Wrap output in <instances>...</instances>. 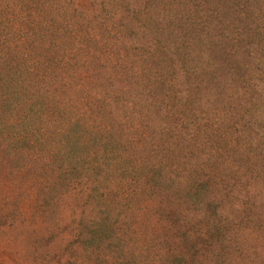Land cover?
Segmentation results:
<instances>
[{
	"label": "rangeland",
	"instance_id": "obj_1",
	"mask_svg": "<svg viewBox=\"0 0 264 264\" xmlns=\"http://www.w3.org/2000/svg\"><path fill=\"white\" fill-rule=\"evenodd\" d=\"M106 12L127 72L102 79L105 101L151 183L125 191L110 228L98 194L60 199L39 153L6 140L0 264H264V0H117Z\"/></svg>",
	"mask_w": 264,
	"mask_h": 264
},
{
	"label": "trees",
	"instance_id": "obj_2",
	"mask_svg": "<svg viewBox=\"0 0 264 264\" xmlns=\"http://www.w3.org/2000/svg\"><path fill=\"white\" fill-rule=\"evenodd\" d=\"M116 1L0 0V147L11 139L37 151L60 199L98 194L110 228L111 207L127 190L142 195L152 177L118 137L121 118L105 101L111 97L102 79L127 72L122 56H111L116 33L105 24Z\"/></svg>",
	"mask_w": 264,
	"mask_h": 264
}]
</instances>
